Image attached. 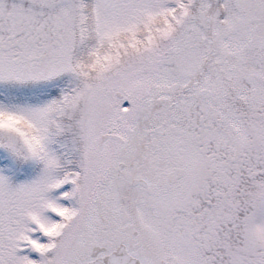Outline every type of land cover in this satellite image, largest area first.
<instances>
[{
	"label": "snow or ice",
	"instance_id": "obj_1",
	"mask_svg": "<svg viewBox=\"0 0 264 264\" xmlns=\"http://www.w3.org/2000/svg\"><path fill=\"white\" fill-rule=\"evenodd\" d=\"M0 264H264V0H0Z\"/></svg>",
	"mask_w": 264,
	"mask_h": 264
}]
</instances>
